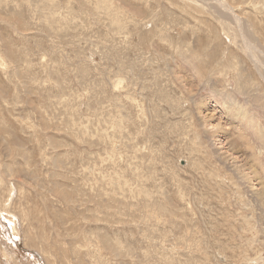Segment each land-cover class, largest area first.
Listing matches in <instances>:
<instances>
[{
  "label": "rangeland",
  "instance_id": "1",
  "mask_svg": "<svg viewBox=\"0 0 264 264\" xmlns=\"http://www.w3.org/2000/svg\"><path fill=\"white\" fill-rule=\"evenodd\" d=\"M0 203V264H264V0H0Z\"/></svg>",
  "mask_w": 264,
  "mask_h": 264
},
{
  "label": "bare ground",
  "instance_id": "2",
  "mask_svg": "<svg viewBox=\"0 0 264 264\" xmlns=\"http://www.w3.org/2000/svg\"><path fill=\"white\" fill-rule=\"evenodd\" d=\"M106 4H107V3H106ZM108 4H109V3H108ZM12 196H13V195H12ZM10 199H11V198H10ZM5 200H6V199H5ZM5 200H3V202H4ZM12 200H13V199H12ZM9 201H10V200H9ZM0 204H1V203H0ZM4 206H6V205H4ZM2 208H3V206H2ZM8 209H9V208H8ZM8 209H7V210H8ZM9 211H10V210H8V213H9ZM2 212H3V211L0 210V213H2ZM10 219H11V218H10ZM14 226H15V225H14ZM13 228H14V227H13ZM14 230H15V229H14ZM106 247H107V246H106ZM106 249H107V248H106ZM114 251H115V250H114ZM112 254H113V253H112Z\"/></svg>",
  "mask_w": 264,
  "mask_h": 264
}]
</instances>
